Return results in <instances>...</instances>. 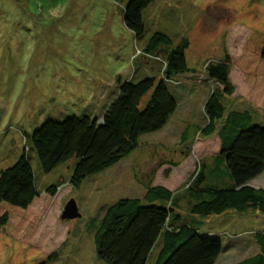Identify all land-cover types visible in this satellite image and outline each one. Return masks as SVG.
I'll return each instance as SVG.
<instances>
[{"label":"rangeland","instance_id":"1","mask_svg":"<svg viewBox=\"0 0 264 264\" xmlns=\"http://www.w3.org/2000/svg\"><path fill=\"white\" fill-rule=\"evenodd\" d=\"M127 2L0 0V171L25 153L39 197L48 187L60 185L29 243L0 233V264H36L45 260L51 245L60 257L51 264H105L96 257L93 242L104 210L119 199L141 198L149 186L168 182L172 208L180 221L197 225L199 233L221 243L215 264L244 258L252 249L249 244L244 251V243L262 232L264 214L258 211L201 216L190 214V207L209 198L208 188H225L230 183L219 157L197 158L192 152L203 118L201 84L209 93L221 89L206 78L204 69L210 62L223 60L226 49L231 62L237 59L242 53L241 39L244 42L250 30L264 34V0H153L141 12L143 34L138 38L122 22ZM156 32L171 39L168 50L182 39L188 43L186 64L195 75H187L190 80L177 89L188 93L193 109L187 110L184 99L174 95L183 103L175 117L188 124L169 123L163 130L141 136L133 152L85 178L78 188L69 184L75 158L44 173L31 145L34 130L47 120L98 119L117 93V78L132 83L150 77L160 81L166 47L151 58L143 52ZM199 75L203 81L195 84ZM172 80L164 84L173 94V84L179 82ZM151 93L152 89L141 98L139 108ZM232 100H222L225 114L235 109L248 112L253 124L264 126V106L257 109L240 98ZM198 166L203 180L197 196L186 190V184ZM71 199L80 218L60 220ZM62 238L66 240L63 245L59 243ZM159 245L153 247L146 264H154Z\"/></svg>","mask_w":264,"mask_h":264},{"label":"trees","instance_id":"2","mask_svg":"<svg viewBox=\"0 0 264 264\" xmlns=\"http://www.w3.org/2000/svg\"><path fill=\"white\" fill-rule=\"evenodd\" d=\"M152 1L128 0L124 6L123 25L135 38L143 34L141 12ZM171 43L168 36L156 32L145 44L143 52L149 56L166 47V64L157 83L153 77L136 83L117 78V93L98 119L71 116L63 121L47 120L34 130L31 145L41 170L48 173L75 158L69 184L78 188L85 178L133 152L141 136L162 129L176 109V101L164 83L188 72L184 54L187 41L183 39L168 50ZM240 51L233 62L226 53L223 60L210 62L204 69L206 78L221 89L211 91L204 104L206 123L194 140L192 152L197 158L219 157L230 183L225 188H208L209 198L192 205V215H220L226 211L240 214L249 210L264 214V191L247 186L264 170V126L253 124L248 112L225 114L222 103V96L227 95L257 109L264 106V34L247 32L244 42L241 39ZM151 89L148 101L139 108L141 98ZM219 121L221 125L217 127ZM199 169L198 166L186 184V190L197 196L202 193L198 185L203 180ZM58 187L50 186L43 196H38L25 153L0 171V233L29 243ZM170 188V182L149 186L141 198H123L109 205L94 230L96 257L105 264H146L153 247L160 242L154 264H215L221 243L200 234L197 225L180 221L172 208ZM254 240L259 252L233 264H264V231L255 234ZM63 241L66 240L62 238L59 243L63 245ZM51 248L45 260L36 264L57 259Z\"/></svg>","mask_w":264,"mask_h":264},{"label":"crops","instance_id":"3","mask_svg":"<svg viewBox=\"0 0 264 264\" xmlns=\"http://www.w3.org/2000/svg\"><path fill=\"white\" fill-rule=\"evenodd\" d=\"M183 40V39H182ZM226 53H228L227 52V49H226ZM185 60H186V58H185ZM187 65V64H186ZM187 69H188V72L187 73H185V74H183V75H179V76H177V77H175L174 79L176 80V81H178L179 83L178 84H173L174 86H175V88H173L174 90V92H173V94L171 93V91L169 90V88H168V90H169V92L172 94V96H173V98L175 99V101H176V109H175V111L173 112V114H171L170 116H169V118H168V120H167V122H166V124L163 126V128L162 129H160V130H163L164 128H166V126H168V124L169 123H173V124H175L176 123V125H180V124H183V125H187L188 124V121H186V120H183L182 118H180V117H175V114L177 113V112H179V107L180 106H182V102L181 103H179L178 101H177V98H175V96L174 95H178V97L180 98V100L182 101V99H184V102L185 103H187V105L185 106L186 107V109L187 110H192L193 109V107H192V104L191 103H188V100H187V96H188V93H183V89L182 90H179V89H177V86H181L182 84H184V83H186L187 81H189L190 79L189 78H187L188 76L187 75H195V73L194 72H192V70L187 66ZM201 69H202V66H201ZM193 83H195V82H193ZM195 84H201V83H195ZM206 85H203V84H201V88L199 89L200 91H201V113H202V115H203V118H202V120H201V128L205 125V123H206V116H205V113H204V110H203V107H204V104H205V102H206V100H207V98H208V96H209V91H207L206 90V87H205ZM187 89V88H186ZM115 97V96H114ZM233 98H231V97H229V96H227V95H224V96H222V100H224V101H226L227 103L228 102H232V101H234V100H232ZM113 100V99H112ZM112 100H110V102L112 101ZM109 102V103H110ZM108 103V104H109ZM225 109H226V107H225ZM230 111H232V112H237L238 110H230ZM230 111H228V112H230ZM238 112H240V111H238ZM187 113V112H186ZM176 118V119H175ZM175 119V120H174ZM159 130V131H160ZM183 130H185V128L183 129H181V131H183ZM152 134H154V133H152ZM154 186H161V185H154ZM247 186H249V187H251V188H253V189H255V190H259V189H261V190H263L264 191V170H263V172L259 175V176H257L256 178H254V179H252L251 181H249L248 183H247ZM264 222V221H263ZM237 224V223H236ZM199 231V230H198ZM264 231V225H263V227H262V232ZM243 233H247V232H243ZM248 233H250L249 231H248ZM201 234V233H200ZM250 235H251V233H250ZM250 239H248L247 241H246V243H244L245 245L242 247V249L244 250V251H247V246L250 244V245H252L251 247H252V249H251V251H249V252H247L248 253V255H246L244 258H242V259H239V260H237V262H239V261H241V260H243V259H245V258H248V257H250V256H253V255H255V254H257L258 252H259V247L257 246V244L255 243V240H254V238H252V237H249ZM246 240V239H245ZM244 240V241H245ZM64 242V241H63ZM66 242V241H65ZM64 242V243H65ZM242 242V241H241ZM253 243V244H252ZM71 256L70 255H68L66 258L67 259H69ZM59 254H57V259L56 260H54V261H51L50 263H48V264H51V263H54L55 261H58L59 260ZM237 262H235V263H237ZM233 264V263H232Z\"/></svg>","mask_w":264,"mask_h":264},{"label":"water","instance_id":"4","mask_svg":"<svg viewBox=\"0 0 264 264\" xmlns=\"http://www.w3.org/2000/svg\"><path fill=\"white\" fill-rule=\"evenodd\" d=\"M77 218H80V214L76 207L75 201L71 199L64 205L60 214V220L69 221Z\"/></svg>","mask_w":264,"mask_h":264},{"label":"built area","instance_id":"5","mask_svg":"<svg viewBox=\"0 0 264 264\" xmlns=\"http://www.w3.org/2000/svg\"><path fill=\"white\" fill-rule=\"evenodd\" d=\"M145 56L146 57H149V58H151L152 56H149V55H147V54H145ZM162 63H163V65L165 66V61H162ZM164 68V67H163ZM201 81H203V78L201 77V75H199L198 77H197V79L195 80V82H197V83H201ZM210 81V80H209ZM166 82H175V81H173L172 79L171 80H166Z\"/></svg>","mask_w":264,"mask_h":264}]
</instances>
